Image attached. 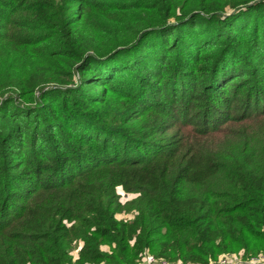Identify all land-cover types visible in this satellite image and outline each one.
I'll return each instance as SVG.
<instances>
[{
	"label": "trees",
	"instance_id": "16d2710c",
	"mask_svg": "<svg viewBox=\"0 0 264 264\" xmlns=\"http://www.w3.org/2000/svg\"><path fill=\"white\" fill-rule=\"evenodd\" d=\"M228 249H264V0H0V264Z\"/></svg>",
	"mask_w": 264,
	"mask_h": 264
},
{
	"label": "rangeland",
	"instance_id": "374dc122",
	"mask_svg": "<svg viewBox=\"0 0 264 264\" xmlns=\"http://www.w3.org/2000/svg\"><path fill=\"white\" fill-rule=\"evenodd\" d=\"M244 123H235V122H229L226 125H224L222 130L220 131L221 137L220 139H225L226 135H231V133L238 134L242 128ZM236 136V135H235ZM235 136L230 138L231 144H225L224 150L228 151L234 148L235 146ZM203 193L201 189L195 188L194 186H185V194L187 195H199ZM120 194V212L118 213V219L123 220L125 222L132 221L136 217V211L133 210L132 203L135 199V196L132 194H125L122 191H119ZM83 243L78 241L74 243V249L72 251V254L74 256H77L80 248L82 247ZM226 247L223 243H217L214 250H220L224 251L223 248ZM102 250L104 252L109 253L111 251V246L108 244H104L102 246ZM155 257V256H154ZM157 258V257H156ZM251 260L255 261V264H264V249L261 251L250 253L247 255L246 251L244 249H228L227 251L220 253L217 255V257L213 258L210 261V264H246L251 262ZM101 264H108V263H101ZM174 264H182L181 262L174 263Z\"/></svg>",
	"mask_w": 264,
	"mask_h": 264
},
{
	"label": "built area",
	"instance_id": "2783aa9c",
	"mask_svg": "<svg viewBox=\"0 0 264 264\" xmlns=\"http://www.w3.org/2000/svg\"><path fill=\"white\" fill-rule=\"evenodd\" d=\"M137 264H174V263H171L164 258H158V257L156 258V256L154 257V255H152L149 251H147ZM246 264H255V261L251 260V262Z\"/></svg>",
	"mask_w": 264,
	"mask_h": 264
}]
</instances>
